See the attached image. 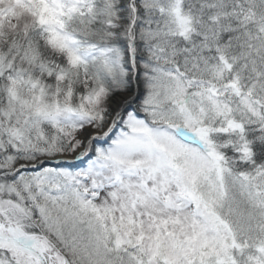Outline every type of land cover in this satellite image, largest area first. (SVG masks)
Segmentation results:
<instances>
[{
    "label": "snow or ice",
    "instance_id": "6c2138e0",
    "mask_svg": "<svg viewBox=\"0 0 264 264\" xmlns=\"http://www.w3.org/2000/svg\"><path fill=\"white\" fill-rule=\"evenodd\" d=\"M0 264H264V0H0Z\"/></svg>",
    "mask_w": 264,
    "mask_h": 264
}]
</instances>
